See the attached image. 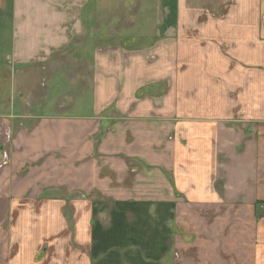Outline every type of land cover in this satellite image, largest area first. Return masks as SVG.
Segmentation results:
<instances>
[{
  "label": "crops",
  "instance_id": "1",
  "mask_svg": "<svg viewBox=\"0 0 264 264\" xmlns=\"http://www.w3.org/2000/svg\"><path fill=\"white\" fill-rule=\"evenodd\" d=\"M88 2L0 0V68L68 52ZM159 2L154 45L92 49L79 113L1 119L0 264H264V0L207 23ZM126 159L150 178L129 188Z\"/></svg>",
  "mask_w": 264,
  "mask_h": 264
},
{
  "label": "rangeland",
  "instance_id": "2",
  "mask_svg": "<svg viewBox=\"0 0 264 264\" xmlns=\"http://www.w3.org/2000/svg\"><path fill=\"white\" fill-rule=\"evenodd\" d=\"M159 1L90 0L82 13L87 34L78 42L74 41L68 52L62 56L52 57L48 64L40 67L27 70L13 66L0 68V121L10 114L14 117L12 121L20 122L19 127H23L32 123L38 115L79 113L81 110L78 107L69 109L71 96L81 92L86 82L91 79L92 49L122 45L129 53L145 50L154 45L156 22L159 21V13H162ZM233 3V0H186V4L195 7L200 20H204L205 23L210 19L216 22L223 21ZM263 18L264 15L262 21ZM204 22L201 27L205 25ZM221 52L224 57H229L225 49ZM154 59L153 55L149 57L150 61ZM229 97L231 99V95ZM73 98L76 102V97ZM241 119V116L235 115L232 118L229 115L226 121L238 123L242 121ZM1 131L3 142H9L12 128L6 130L3 127ZM109 131L113 133L114 129L111 128ZM0 154V163L5 160V163L0 165L1 173L2 167L9 163L10 154L4 145L0 148ZM125 164L129 188L138 177L150 178V171L141 163L126 159ZM93 195L98 198L96 194ZM98 199H102L101 196ZM89 200V196L85 194L78 195L71 203L70 216L73 217L76 212L78 217L85 215Z\"/></svg>",
  "mask_w": 264,
  "mask_h": 264
},
{
  "label": "built area",
  "instance_id": "3",
  "mask_svg": "<svg viewBox=\"0 0 264 264\" xmlns=\"http://www.w3.org/2000/svg\"><path fill=\"white\" fill-rule=\"evenodd\" d=\"M4 163H5V160H2L0 165H2ZM256 214H257L258 218L264 219V202H261L257 205Z\"/></svg>",
  "mask_w": 264,
  "mask_h": 264
}]
</instances>
